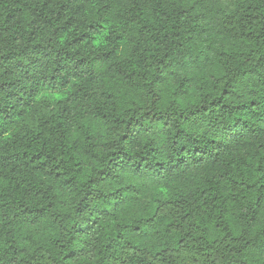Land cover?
I'll return each instance as SVG.
<instances>
[{
	"label": "trees",
	"instance_id": "1",
	"mask_svg": "<svg viewBox=\"0 0 264 264\" xmlns=\"http://www.w3.org/2000/svg\"><path fill=\"white\" fill-rule=\"evenodd\" d=\"M0 264H264V0H0Z\"/></svg>",
	"mask_w": 264,
	"mask_h": 264
}]
</instances>
